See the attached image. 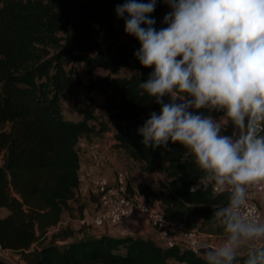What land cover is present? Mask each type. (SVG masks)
Instances as JSON below:
<instances>
[{
    "label": "trees",
    "instance_id": "trees-1",
    "mask_svg": "<svg viewBox=\"0 0 264 264\" xmlns=\"http://www.w3.org/2000/svg\"><path fill=\"white\" fill-rule=\"evenodd\" d=\"M125 2L0 0V125H8L0 130V248L20 254L25 264H206L204 256L177 243L163 246L149 238L102 234L62 242L70 232L59 229L48 242L44 239L75 198L80 139L110 129L116 146L127 151L139 171L164 174L158 190L136 185L147 201L157 199L166 218L188 228L224 234L211 218L228 194L196 188L202 172L182 145L170 141L166 148H146L138 134L161 106L138 87L154 69L139 63L134 53L140 43L126 34L125 19L117 17L116 6ZM170 10L157 0L150 14L157 31L167 27L164 17ZM78 62L86 83L76 73ZM123 67L136 72L120 77ZM96 68L106 74H94ZM77 84L103 96L104 116L97 124L90 109L76 121L62 116L60 100L73 95ZM243 260L238 257L236 264ZM0 264L13 263L0 258Z\"/></svg>",
    "mask_w": 264,
    "mask_h": 264
},
{
    "label": "clouds",
    "instance_id": "clouds-1",
    "mask_svg": "<svg viewBox=\"0 0 264 264\" xmlns=\"http://www.w3.org/2000/svg\"><path fill=\"white\" fill-rule=\"evenodd\" d=\"M156 2L127 0L115 9L140 43L135 57L154 69L140 81L141 95L161 106L138 134L146 148L182 145L202 172L196 188L228 194L211 218L224 239L204 247L206 264H236L240 256L264 264V218L245 211L253 190H264V0H164L171 10L159 31L150 18Z\"/></svg>",
    "mask_w": 264,
    "mask_h": 264
},
{
    "label": "crops",
    "instance_id": "crops-1",
    "mask_svg": "<svg viewBox=\"0 0 264 264\" xmlns=\"http://www.w3.org/2000/svg\"><path fill=\"white\" fill-rule=\"evenodd\" d=\"M102 137L92 140L87 139L85 143L79 141L80 172L75 198L68 201V208L61 212L60 220L57 223L59 229L69 231L70 235L61 239V241H69L71 237L82 238L104 234L113 237L134 236L149 238L163 246L172 242L179 244L180 237L178 233L175 231L165 232L155 228L143 215H129L117 225L102 223L78 226L76 224L75 221L78 217L92 213L96 207V197L92 193V183L99 176H104L112 182L115 179L116 172L123 171L128 176L130 184L135 185L131 186L133 189H136V185L140 182L149 184L153 190H158L159 188H155L149 183L148 179H143L140 176L142 172L138 170V163L127 155V151L124 148L116 146L112 133L111 135L104 134ZM256 191L259 194L258 202L261 209V218H264V190ZM151 203L160 208V202L157 199H153ZM1 211H4L3 214L5 213L4 209ZM200 235L207 242L208 247L218 245L224 239V234L213 235L200 232Z\"/></svg>",
    "mask_w": 264,
    "mask_h": 264
},
{
    "label": "built area",
    "instance_id": "built-area-1",
    "mask_svg": "<svg viewBox=\"0 0 264 264\" xmlns=\"http://www.w3.org/2000/svg\"><path fill=\"white\" fill-rule=\"evenodd\" d=\"M209 114L217 120L223 115V113ZM232 131V126H229L225 133L230 135ZM92 193L96 197L95 210L92 213L78 217L75 221L78 226L102 223L117 225L129 215H143L155 228L165 232L175 231L178 233L180 237L179 245L195 254L202 255L204 247L208 246L207 242L201 238L200 232L186 227L183 222L166 218L159 208L147 201L136 189H133L123 171H117L112 182L104 176L97 177L92 183ZM258 201L259 194L256 190H253L249 206L245 211L248 215L261 218V209ZM1 250L4 249L0 248Z\"/></svg>",
    "mask_w": 264,
    "mask_h": 264
},
{
    "label": "rangeland",
    "instance_id": "rangeland-1",
    "mask_svg": "<svg viewBox=\"0 0 264 264\" xmlns=\"http://www.w3.org/2000/svg\"><path fill=\"white\" fill-rule=\"evenodd\" d=\"M75 69H76V73L80 79L81 83H86V75L84 73V71L82 70V64L80 62L76 63L74 65ZM136 71L133 69H130L128 67H123L119 69L118 72V76L123 77V76H129L132 73H135ZM94 74H106V71L100 69V68H96L94 70ZM74 89V93L73 95L67 97V98H62L60 100L59 103V108L60 111L62 113V116L65 119H69V120H73L76 121L78 119H80L81 117V112L83 110H92L93 111V117L95 123L97 124L99 120H103V114H102V109L100 108L101 103L103 102L104 98L101 94H99L96 90H92V91H86L80 84L74 85L72 86ZM99 119V120H98ZM8 125L7 124H3L0 125V130H7ZM112 130H108L106 132H104L103 134H101L99 137L103 138L102 136L104 134L106 135H111ZM225 135H228V133H225ZM110 138V136H108ZM97 138V137H96ZM107 138V136H106ZM95 139V138H94ZM88 140H92V138L88 139ZM85 141L87 142V139L85 140V138H81L80 142L81 143H85ZM2 153L3 150L0 147V164L2 163ZM140 174V173H138ZM140 176L143 179H148L149 183H151L152 186L159 187V183L161 181L164 180V174L162 172L159 171H153L151 173L148 172H142L140 174ZM127 177V181L130 184V180ZM139 180V179H137ZM136 180V181H137ZM135 181V182H136ZM131 186H135L134 184H130ZM95 210V209H94ZM4 211H1V215L3 214ZM87 226V225H85ZM90 226V225H89ZM59 231V225H55L51 228L48 229L45 238L48 242V240H50L51 235H53V233H57ZM58 239V238H56ZM0 258L3 259L6 262L9 263H13V264H25V261L23 260V258L21 257L20 254L17 253H12L10 250H1L0 251Z\"/></svg>",
    "mask_w": 264,
    "mask_h": 264
}]
</instances>
